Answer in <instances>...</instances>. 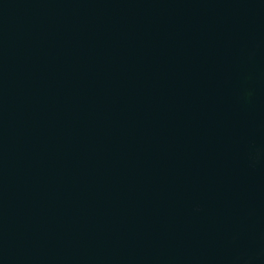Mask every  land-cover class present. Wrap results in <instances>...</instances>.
I'll return each instance as SVG.
<instances>
[{
    "label": "water",
    "instance_id": "1",
    "mask_svg": "<svg viewBox=\"0 0 264 264\" xmlns=\"http://www.w3.org/2000/svg\"><path fill=\"white\" fill-rule=\"evenodd\" d=\"M0 264H264V0H0Z\"/></svg>",
    "mask_w": 264,
    "mask_h": 264
}]
</instances>
